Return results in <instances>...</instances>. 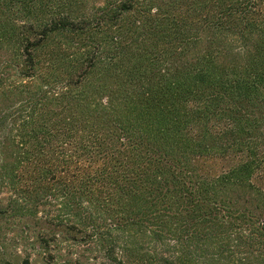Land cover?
<instances>
[{"label":"trees","instance_id":"1","mask_svg":"<svg viewBox=\"0 0 264 264\" xmlns=\"http://www.w3.org/2000/svg\"><path fill=\"white\" fill-rule=\"evenodd\" d=\"M0 179L68 264H264V0H0Z\"/></svg>","mask_w":264,"mask_h":264},{"label":"rangeland","instance_id":"2","mask_svg":"<svg viewBox=\"0 0 264 264\" xmlns=\"http://www.w3.org/2000/svg\"><path fill=\"white\" fill-rule=\"evenodd\" d=\"M98 1L102 0H89ZM12 194L6 185L0 179V264H24L28 258L29 264H68L64 262L65 252L62 250L59 256L55 250V244L51 242L49 250H43L37 244L36 232L42 229L41 223H34L33 219L22 217L21 213H13L10 210ZM6 210V211H5ZM43 221V220H42ZM41 222V221H40ZM50 229H54L51 227ZM56 238L61 239L63 236L57 231ZM144 249L148 245H144ZM52 256H56L53 258ZM89 264H97L91 260Z\"/></svg>","mask_w":264,"mask_h":264}]
</instances>
